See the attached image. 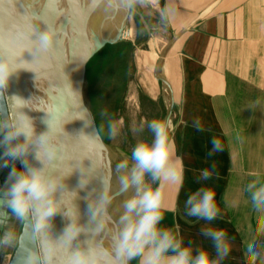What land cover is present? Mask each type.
<instances>
[{
  "label": "clouds",
  "instance_id": "1",
  "mask_svg": "<svg viewBox=\"0 0 264 264\" xmlns=\"http://www.w3.org/2000/svg\"><path fill=\"white\" fill-rule=\"evenodd\" d=\"M109 3L114 4L116 10L123 9L134 14L137 6L158 5L159 0H109ZM173 14L174 9L170 4L160 8L162 19ZM34 32L38 34L35 41L38 51H48L53 46L54 31L48 28L43 32ZM14 70L10 63L0 62V90L7 87ZM25 104L26 101L19 96L12 97L14 110ZM262 106L264 102L256 99L250 102L248 109L255 110ZM107 114L105 109L100 116ZM14 115V123H0V148L4 149L0 155V168L9 169L3 185H0V204L5 205L19 221L31 223L33 233L41 236L38 250L32 246L22 250L21 264H131L134 260H138V264H222L229 256L231 239L234 238H229L225 230L211 224L220 217L216 194L211 187L202 186L189 194L184 208L188 217L207 222L200 234L211 242L212 251L194 247L192 242L185 244L176 232L161 226L167 186L181 182L184 172L183 162L176 155L169 119L142 122L134 131L143 132L146 127L151 139L139 140L132 148L130 157L116 165L119 193L131 190L132 194L122 202L123 212L112 236L111 252L99 246H76L65 251L66 245L82 235L87 237L90 232L101 231L111 220L108 214L112 200L110 189L107 182L101 181L99 189L95 191L94 204L89 202L92 193H85L83 199L86 207L83 213L62 211L57 196L62 189L59 178L48 175L42 166L28 163L32 138L35 136L38 149L34 158L38 159L41 151L52 158L56 154L52 140L59 132L49 120L41 118L46 130L36 135L31 117L19 112H14ZM106 124L108 137L117 136L119 122L112 117ZM91 126V136L94 138H99L105 131L104 123L99 127ZM192 126L197 132L204 131L198 118ZM21 136L24 137L23 143H13ZM209 143L211 147L206 154L209 158L224 150L221 140L215 136L211 137ZM16 161L20 163L19 168ZM214 177L218 178V172L213 160L208 167L200 170L196 179L199 183ZM245 191L250 194L251 209L257 217L255 227L249 226L253 235L245 245V256L253 262L264 264V247L258 243V238L264 236V184L253 179L246 185ZM225 203L228 201L225 200ZM57 214L62 216L64 227L58 236H54L53 221ZM50 229L51 236L48 235ZM16 239L14 232L5 231L0 237V247L10 246ZM111 253H114V257Z\"/></svg>",
  "mask_w": 264,
  "mask_h": 264
},
{
  "label": "crops",
  "instance_id": "2",
  "mask_svg": "<svg viewBox=\"0 0 264 264\" xmlns=\"http://www.w3.org/2000/svg\"><path fill=\"white\" fill-rule=\"evenodd\" d=\"M170 1L182 22L170 44L174 55L165 79L174 94L171 136L184 172L181 182L167 186L161 226L185 244L212 251L200 234L207 222L188 217L184 208L189 194L211 187L220 208V217L211 224L234 238L222 264H259L245 256L253 235L249 226L254 228L257 218L245 187L253 179L264 184V106L248 109L256 99L264 102V0ZM197 118L203 132L192 126ZM213 136L224 150L209 158ZM213 160L218 178L197 183L200 170ZM15 164L20 167L19 161ZM20 224L0 204V237L9 230L18 237ZM16 242L0 247V264L9 263ZM258 243L264 247V236Z\"/></svg>",
  "mask_w": 264,
  "mask_h": 264
},
{
  "label": "water",
  "instance_id": "3",
  "mask_svg": "<svg viewBox=\"0 0 264 264\" xmlns=\"http://www.w3.org/2000/svg\"><path fill=\"white\" fill-rule=\"evenodd\" d=\"M39 6H28L23 0H0V62L10 63L15 69L5 89L0 90V123H14V112L24 113L31 117L38 135L46 130L41 118L49 120L59 132L53 140L56 154L49 158L43 151L38 159L34 158L38 150L35 136L29 147L28 163L42 166L45 172L59 178L62 189L57 194L60 208L67 213H83L86 192L92 193L89 202L95 203V191L99 189L101 177L97 174V163L93 161L88 149L90 130L93 131V115L87 105L85 87L87 71L91 62L108 46L116 45L130 36L127 29L131 13L123 9L116 10L109 0H76L79 8L91 9L87 17L88 28L82 34L69 39L62 33L68 21L71 22L69 0H41ZM51 4L50 6H48ZM42 6V7H41ZM56 10L59 15L54 20L46 18L44 9ZM51 28L54 33L53 46L48 51H38L34 30L43 32ZM19 96L26 101L24 107L13 109L12 97ZM19 101L17 104L19 105ZM169 113L168 119L171 120ZM99 144L101 163L108 175L111 173V161L108 150L101 139L95 138ZM19 137L13 143H23ZM4 149L0 148V155ZM91 157V160H90ZM89 162L90 179L86 186L84 175ZM7 168H0V180H5ZM80 184V186H79ZM0 185L1 181H0ZM85 187V188H84ZM121 194L114 193L115 200ZM83 219H86L84 217ZM82 219V222H83ZM54 236H58L64 220L60 214L53 221ZM108 232H90L65 246L69 251L76 246H99L111 252L112 236ZM48 235H52L50 229ZM26 246L39 249L41 236L33 233L29 222H21L17 242L8 264H21L22 250ZM114 257V253H111Z\"/></svg>",
  "mask_w": 264,
  "mask_h": 264
},
{
  "label": "rangeland",
  "instance_id": "4",
  "mask_svg": "<svg viewBox=\"0 0 264 264\" xmlns=\"http://www.w3.org/2000/svg\"><path fill=\"white\" fill-rule=\"evenodd\" d=\"M165 4H170L175 12L170 0H159L158 5L137 6L127 25L130 36L106 47L88 67L86 102L96 127L105 124V131L100 137L108 150L112 168L109 175L105 166L100 165L99 171L103 172L110 196L119 191L116 165L130 157L132 148L139 140L151 139L146 127L143 132L134 129L152 119H168L171 112L174 94L171 83L165 78L174 55L170 44L180 31L177 24L182 20L176 13L162 19L160 8ZM105 109L108 114L101 117L100 113ZM112 117L119 122L120 130L117 136L109 138L106 121ZM91 132L88 148L91 154H96L100 147ZM131 194L129 190L111 200V210L117 223L123 212L122 202ZM131 264H138V260Z\"/></svg>",
  "mask_w": 264,
  "mask_h": 264
},
{
  "label": "bare ground",
  "instance_id": "5",
  "mask_svg": "<svg viewBox=\"0 0 264 264\" xmlns=\"http://www.w3.org/2000/svg\"><path fill=\"white\" fill-rule=\"evenodd\" d=\"M24 2H25V4H27L28 6L30 5H32V6H39L41 3V0H35V2L33 1V0H23ZM66 1H68V0H66ZM34 2V3H33ZM51 2L53 3V0H51ZM51 4H49L48 6H50ZM42 7V6H41ZM89 14V13H88ZM87 17H89V16H87ZM85 18L83 21H82V23H80L79 25H73V23L72 22H70V21H68L67 22V24L65 25V28H64V30H63V32L62 33H65L64 34V36H66L67 38H68V40L70 39H74L75 38V35H81L82 34V31H83V29L84 28H88V25H87V21H86V19H88V18ZM129 23V22H128ZM131 24V23H130ZM131 26V25H130ZM132 27V26H131ZM93 132V131H92ZM92 132H91V134H92ZM89 137H90V135H89ZM87 143H88V141H87ZM89 149V148H88ZM92 156L91 157H93V161L95 160V162L97 163V174H99L100 175V177H101V181L102 180H104V178L105 177H103L104 175H103V172H102V170L101 171H99L100 170V168H99V166H100V163H101V157H103V155H102V152H98V153H96V154H91ZM97 156V157H96ZM109 156V155H108ZM91 157H90V160H91ZM92 161V160H91ZM89 162L90 161H88L87 162V169H86V172H85V175H84V179H85V183H86V186L88 185V182H89V179H90V170H89ZM105 175H106V173H104ZM105 181V180H104ZM85 188V187H84ZM112 209V206H111V204H110V206L108 207V214H109V216H111V220L110 221H108L107 223H106V225H105V227L103 228V230H105V231H107L108 232V234H109V236L113 233V232H115L116 230H117V228H118V223H117V221L114 219V213H113V210H111ZM113 217V218H112Z\"/></svg>",
  "mask_w": 264,
  "mask_h": 264
},
{
  "label": "snow or ice",
  "instance_id": "6",
  "mask_svg": "<svg viewBox=\"0 0 264 264\" xmlns=\"http://www.w3.org/2000/svg\"><path fill=\"white\" fill-rule=\"evenodd\" d=\"M69 5L71 7V22L74 26L78 24L83 19V17L88 15V13L91 11V9L79 8L76 5V0H69ZM44 13L49 22H51V20H54L56 16L59 15L56 10H50L47 6L44 9Z\"/></svg>",
  "mask_w": 264,
  "mask_h": 264
}]
</instances>
